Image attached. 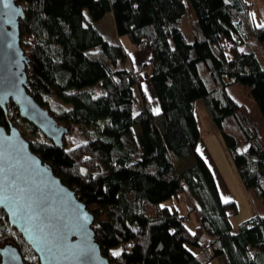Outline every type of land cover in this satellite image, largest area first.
Listing matches in <instances>:
<instances>
[{"label": "trees", "instance_id": "trees-1", "mask_svg": "<svg viewBox=\"0 0 264 264\" xmlns=\"http://www.w3.org/2000/svg\"><path fill=\"white\" fill-rule=\"evenodd\" d=\"M16 1L25 15L19 32L30 58L28 92L69 133L77 128L84 141L67 148L65 135L63 147L55 146L19 117L13 103L7 118L25 122L31 150L94 214L96 239L109 261L209 264L222 255L228 264H264V211L234 229L236 204L221 199L197 151L194 114L201 99L243 185L264 208V68L252 50L241 48L251 39L264 46V23H255L250 5L245 0ZM107 13L116 35L149 52L143 67H150L159 112L144 107V69L131 70L123 47L96 26ZM182 19L188 20L191 41L180 29ZM233 84L251 105L230 95ZM93 86L103 93L94 95ZM135 87L142 102L137 112ZM0 124L6 126L1 109ZM184 191L194 201L193 230L176 207L162 205ZM7 242L17 246L25 263L39 264L0 209V245Z\"/></svg>", "mask_w": 264, "mask_h": 264}, {"label": "water", "instance_id": "water-1", "mask_svg": "<svg viewBox=\"0 0 264 264\" xmlns=\"http://www.w3.org/2000/svg\"><path fill=\"white\" fill-rule=\"evenodd\" d=\"M24 17L21 3L0 0V109L6 117V126L0 124V209L39 264H112L96 239L94 214L7 118V106L13 103L21 119L59 148L69 133L28 92L30 58L20 46L19 32ZM0 264L27 263L17 246L7 242L0 245Z\"/></svg>", "mask_w": 264, "mask_h": 264}, {"label": "rangeland", "instance_id": "rangeland-1", "mask_svg": "<svg viewBox=\"0 0 264 264\" xmlns=\"http://www.w3.org/2000/svg\"><path fill=\"white\" fill-rule=\"evenodd\" d=\"M245 1L250 5L251 8L250 14L253 17L255 23L256 24L264 23L263 1L262 0H245ZM86 15L87 18L89 19L87 13ZM109 16H111L110 13L105 14V16L101 20L95 22V24L100 30L103 37L107 39H112L113 27L111 25V18ZM179 26L185 38L188 41H191L192 35L188 25V20L182 19ZM121 38H123L125 42L131 43L126 35H121ZM252 40L254 41V43H252L251 45L244 44L242 45L241 48L243 50H251V49L254 50L260 60L261 65L264 68V46L261 43H259L257 39H252ZM142 74H143V80L141 82L142 90L144 91L148 99V104H150L151 106L150 108L151 111L155 113V110L159 108V103L150 82V67H146L142 72ZM228 89L230 95L236 101L240 103H246L247 105L252 104V100L244 94V92L241 90L238 84L230 85ZM91 91L92 93H94V88H92ZM135 91L136 93L138 91L136 87H135ZM141 107H142L141 104L136 101L134 111L135 112L139 111ZM194 112L198 124L197 126L199 130V138L202 139V143L204 144L206 151L210 154L213 162L218 167L223 177H225L227 182L230 184V188L232 190V193L234 194L235 197L234 201L235 204L237 205V208H239V214L235 212L231 217V221L233 227H237L238 223H240L242 220V214L244 210L246 209L248 213L251 212L250 206L252 204V201L250 200L249 194L252 196V198L259 200L260 202L261 200L258 197H256V195L251 189H248L243 185L240 176L232 163L231 157L222 141L220 132L214 125L211 116L208 113L201 99H197L195 101ZM15 125L19 128L23 136L27 137L25 122L19 119L15 123ZM83 141L84 139L80 138L77 134V128L73 129L71 133L66 135L67 148H70ZM189 199L190 198L188 197V195L182 192L177 197H173L171 199L162 202V205L169 207L171 206L176 207L178 213L180 215H185L184 217H187L186 215H189L190 222H186V225L191 230H193L194 227H196L197 225V220H196L197 218L193 211H189V207L191 205V203H188ZM189 249L192 250L193 252H196L195 247L189 246Z\"/></svg>", "mask_w": 264, "mask_h": 264}, {"label": "crops", "instance_id": "crops-1", "mask_svg": "<svg viewBox=\"0 0 264 264\" xmlns=\"http://www.w3.org/2000/svg\"><path fill=\"white\" fill-rule=\"evenodd\" d=\"M109 17L111 18V25L113 27L112 40L117 41L123 47V49L125 50V52L128 55L129 65L136 66V65H140L141 64V65L145 66L146 64H148L149 58H150L149 52L144 50V49H141L139 46H136L133 43L125 42L123 40V38H121V36L116 35L115 30H114L112 17L111 16H109ZM252 43H254V41L251 39L246 45H251ZM252 51L255 53L254 50H252ZM255 55H256L259 63H260V60H259V58H258L256 53H255ZM260 65H261V63H260ZM97 87L98 86H93V87L89 88V90L91 91V89L94 88V95H101L103 93V90H101L100 88H97ZM134 93L137 96V102H139L142 105V102H141V99H140L138 91L136 93V91L134 90ZM147 101H148V99H147ZM194 114H195V112H194ZM195 118H196V116H195ZM197 151L204 158V160L208 164L209 168L211 169V172H212V174L214 176V179H215V182H216V185H217V188H218V191H219L221 199L223 201H227V202L234 201L235 197H234V194L232 193V190L230 188V184L227 182L226 178L223 177L222 173L219 171L218 167L213 162L210 154L206 151L205 146L202 143V139L201 138H199V140L197 142ZM184 193H186L188 195V197L190 198L188 203H191V205L189 207V208H191L194 205V201L191 199V196L188 194L187 191H184ZM249 197H250V200L252 201V204L250 206L251 212L248 213V211L245 209L243 214H242V220L241 221L246 220V219H248L251 216L256 215V214H262L263 211H264V208H263V206H262V204H261V202L259 200H256V199L252 198V196L250 194H249ZM236 208H237V205H236ZM236 212L239 214V208H237ZM248 216H250V217H248ZM187 222H190V218L189 217H188V221ZM197 224H198V220H197ZM236 228L237 227H234V229H236ZM209 264H228V263H227L225 257L221 255V256L213 257L210 260Z\"/></svg>", "mask_w": 264, "mask_h": 264}, {"label": "built area", "instance_id": "built-area-1", "mask_svg": "<svg viewBox=\"0 0 264 264\" xmlns=\"http://www.w3.org/2000/svg\"><path fill=\"white\" fill-rule=\"evenodd\" d=\"M140 46H141V47H144V43H141ZM130 68H131V70H133L134 72H135V71H137V72H142L143 69H144L143 65H141V64H140V65H137V66H131V65H130ZM144 107H145V109H149V108H151V106H150V104H148V102L144 104ZM183 221H184V222H187V221H188V217H184V218H183ZM208 252H209L210 254H212V250H211L210 248H208Z\"/></svg>", "mask_w": 264, "mask_h": 264}, {"label": "snow or ice", "instance_id": "snow-or-ice-1", "mask_svg": "<svg viewBox=\"0 0 264 264\" xmlns=\"http://www.w3.org/2000/svg\"><path fill=\"white\" fill-rule=\"evenodd\" d=\"M15 14H19V9H16V10H15ZM155 111H156V112H159V109H156ZM225 202H227V201H225ZM113 255H115V256H119V255H120V252H118V251L113 252Z\"/></svg>", "mask_w": 264, "mask_h": 264}]
</instances>
